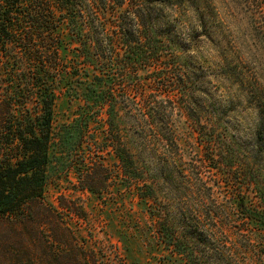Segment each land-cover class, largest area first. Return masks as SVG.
<instances>
[{"label":"trees","instance_id":"trees-1","mask_svg":"<svg viewBox=\"0 0 264 264\" xmlns=\"http://www.w3.org/2000/svg\"><path fill=\"white\" fill-rule=\"evenodd\" d=\"M222 4L232 21L239 11L249 16L250 47L264 52V0ZM219 11L215 0H0V264H98L65 212L84 215L66 198L55 205L46 196L51 149L75 148L72 128L81 136L78 187L101 197L124 181L148 207L167 262L264 264L250 234L264 238L263 88L253 76L241 79L258 111L243 168L230 154L222 112L232 101L220 88L238 75L226 69L236 61H213L215 69L199 61L207 48L225 60L236 48ZM12 60L26 62L29 87ZM63 89L82 103L62 133L54 107ZM184 118L189 130L181 133ZM227 202L242 224L240 246L228 234Z\"/></svg>","mask_w":264,"mask_h":264},{"label":"rangeland","instance_id":"rangeland-1","mask_svg":"<svg viewBox=\"0 0 264 264\" xmlns=\"http://www.w3.org/2000/svg\"><path fill=\"white\" fill-rule=\"evenodd\" d=\"M222 1L215 0V3L220 10L221 19L228 22L226 23L228 30L225 37L228 42L234 43L236 48L229 53L227 60L217 52L207 48L200 54L199 61L204 62L209 69L216 68V65L212 64L213 61L221 62L226 67L236 61L237 65L234 68L227 67L226 69L231 73L238 72V75L233 74L220 82L221 91L232 101L230 106L222 112V116L230 121L227 131L228 140L232 147L230 154L236 164H241L243 168H246L248 164H246L247 160L243 154L244 147H246L244 143H249L253 119L257 117L258 111L254 96H243L248 83L247 81L241 82V79L253 76L256 79L255 83L263 88L260 97H263L264 100V52L260 51L257 46L258 43H255L254 48L250 47L252 41H250L251 19L249 16L239 11L232 21L226 17ZM262 23L264 25V22ZM17 61L12 60L11 64L13 68L17 67L19 71L21 70L19 79L26 78L24 86L29 87L28 66L25 61ZM10 78L12 77L7 78L5 85L11 91L14 89V85L9 83ZM72 86L80 93L81 90L78 86L75 84ZM68 90L63 89L61 93H57L54 107L55 128L62 133L65 128L61 126L64 123H74L73 119L78 106L82 103L79 99L71 96ZM25 93L28 91L26 90ZM28 105L32 111H35L36 102L34 98L28 100ZM184 120L185 118L179 123L181 133H186L189 130L186 124L184 126ZM72 131L69 138L75 148L67 149L62 145L54 144L51 149V161L47 166L49 180L46 196L48 200L58 205V199L62 196L67 199L69 205L79 215H84L79 218L65 212L67 221L79 235V238L96 252L98 264H173L167 262L165 256L161 254L163 251L158 250V245L151 234L152 221L148 214V207L141 203L136 195L130 194L132 191L126 188L124 181L116 180L115 183L111 184L109 193H105L101 197L78 187L75 165H78L77 163L82 159L81 136L77 129L72 128ZM192 141L195 140L192 139ZM104 155L105 163L114 172L116 169L115 158L108 152H105ZM190 157L192 156L186 155L185 159L189 160ZM213 171L215 172V170ZM223 176L217 172L214 177L220 178L223 193L234 195L235 188L231 187L226 178H222ZM206 178L207 176H205ZM158 195L161 201H164V197L167 196L161 195L160 192ZM226 204L229 206L227 209L230 215V220H226L228 222L227 227H229L228 234L240 246L237 231H239L238 226L242 227V224L236 211L230 208V202ZM256 233L255 230L250 232L252 239L259 244L256 245V248L263 246L260 248V251L263 252L264 238ZM0 248H2L1 243Z\"/></svg>","mask_w":264,"mask_h":264}]
</instances>
